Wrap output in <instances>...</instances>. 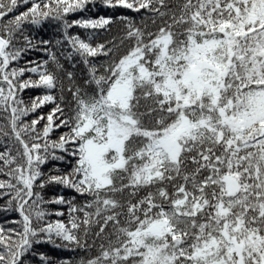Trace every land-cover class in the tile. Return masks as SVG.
Wrapping results in <instances>:
<instances>
[{"label": "snow or ice", "instance_id": "6c2138e0", "mask_svg": "<svg viewBox=\"0 0 264 264\" xmlns=\"http://www.w3.org/2000/svg\"><path fill=\"white\" fill-rule=\"evenodd\" d=\"M0 217V264H264V0H0Z\"/></svg>", "mask_w": 264, "mask_h": 264}, {"label": "trees", "instance_id": "16d2710c", "mask_svg": "<svg viewBox=\"0 0 264 264\" xmlns=\"http://www.w3.org/2000/svg\"><path fill=\"white\" fill-rule=\"evenodd\" d=\"M74 31H80V30H74ZM40 36L44 37V38H52L53 36V31L49 28H45L44 30H42L40 33H39ZM55 191H58V190H55ZM64 195L66 196H71L72 193L71 192H68V191H64L63 193ZM55 207V206H54ZM0 219H2V217H0ZM46 251H50L51 254L54 256V257H62L63 254L56 251V250H51V249H45Z\"/></svg>", "mask_w": 264, "mask_h": 264}]
</instances>
